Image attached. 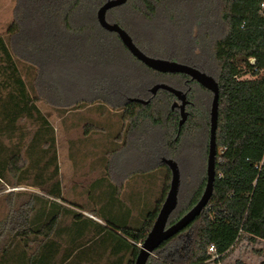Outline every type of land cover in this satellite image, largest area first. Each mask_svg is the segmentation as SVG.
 Returning a JSON list of instances; mask_svg holds the SVG:
<instances>
[{"label": "trees", "instance_id": "16d2710c", "mask_svg": "<svg viewBox=\"0 0 264 264\" xmlns=\"http://www.w3.org/2000/svg\"><path fill=\"white\" fill-rule=\"evenodd\" d=\"M105 1L19 0L14 20L8 29V33L16 37L19 57L35 64L39 71V67H43V64L36 56L37 41L46 34H51L58 39L65 37L79 27L76 21L81 17L84 18V23L87 22L88 27H98L102 34H116L102 28L98 21L97 11ZM168 1L173 4L176 2L179 6L171 8L167 0H128L112 9L110 14L116 22L131 33L137 45L152 56H156L155 52L150 51L144 42L142 43L134 36L130 31L129 23L141 22L142 26H151L163 24L166 19L173 24L176 18L183 20L182 25H177L179 28H185L182 37L177 39V42H182L179 50L181 54H176L178 52L173 49V53L168 51L167 55L184 58V63L207 72L219 82L218 155L213 196L202 213L178 234L163 242L154 252L158 257L151 255L148 261V264H178V261H172L170 256L183 249L188 252L186 257L188 264H206L213 258L209 250L212 244L216 247L218 255L214 260L219 261L226 256L243 234L252 240H264V163H262L264 161V8L262 7L264 0H218L217 7L209 6L212 5L211 0ZM35 9L41 12L38 15L41 17L39 26L37 24L33 30V37L26 38L27 33L31 34L26 26L27 20L37 18V14L33 13ZM79 9L81 12L78 11ZM138 13L141 14L140 20L132 17ZM188 22L192 24L188 26ZM51 25H53L52 29ZM47 26L49 30H46ZM193 26L199 27L198 32H193L191 29ZM103 37L106 36L103 35ZM119 41L120 53L127 52L155 74L178 76L183 87L185 78L188 77L191 80L190 96L194 106L191 108L190 117L180 127V116L171 109L172 100L176 96L168 90L160 89L153 96L147 87L145 99L151 98V101L143 104L128 101L125 91L119 89L106 97L107 102L115 105L114 101L124 99L120 107L124 111L123 118L130 122L131 130L147 121L152 124L165 122L168 128L166 146L171 149H177L185 144V138H190L193 134L199 137L205 135L208 156L212 91L185 73H163L150 68L137 59L120 38ZM170 41L166 38L164 44H170ZM202 41H205L204 45L209 48L214 65L213 74L209 73L206 67L209 53L205 54V49H201ZM167 47L164 45L165 50ZM13 55L16 53L11 51L5 38L0 35V88L4 83L3 75H7V80L15 84L17 88V93H11L8 101L0 102V190L7 184H14V186L22 184L20 178L26 170L27 163L19 152L20 148L18 151L11 150L10 155L8 154L4 144L7 127L10 126L12 130L21 114L32 117L39 112V108L30 103L34 100L30 99L25 82L18 75V67ZM194 85H198L208 96L203 95L198 101L199 99L197 100L194 95ZM137 95H140V92H137ZM157 103H160L159 107ZM42 140L46 147L55 143L53 135L47 137L38 133L32 139V145ZM49 162L55 163L52 159ZM159 168H166L163 172L166 178L164 190L155 204V209L146 214L142 225L134 228L141 232L142 243L151 230L170 188L172 178L170 168L163 160L155 167V169ZM58 173L59 166L56 164L54 175ZM8 174H11L16 182L10 183ZM206 177L207 173L187 203L181 205L179 199V205L171 214L168 225L179 220L198 202L206 185ZM48 190L51 191L48 193L50 197L33 195V199L39 198L42 202L40 208L35 206V201L32 199L30 207L20 213V218L12 228L15 230V235L3 250L4 260L0 261V264H9L11 260L25 264L26 258L31 261L32 256H27L29 251L17 249L15 242L18 238L28 242L36 233L47 237L48 229L58 222L60 214L64 211L83 216V213L55 200L57 198L64 200L60 181L56 179ZM130 247L132 259L129 264H134L140 247L136 244H130Z\"/></svg>", "mask_w": 264, "mask_h": 264}, {"label": "rangeland", "instance_id": "374dc122", "mask_svg": "<svg viewBox=\"0 0 264 264\" xmlns=\"http://www.w3.org/2000/svg\"><path fill=\"white\" fill-rule=\"evenodd\" d=\"M167 2L171 4V8L179 6L176 2ZM18 3L19 0H0V35L5 38L11 51L16 53L13 57L18 75L25 82L30 99L34 100L30 103L35 104L39 112L32 117L28 114L19 115L12 129L14 131L8 126L7 134L4 135L8 154L10 155L11 150L18 151L20 148L19 152L27 163L20 178L23 183L6 185L0 190V255L1 249L15 235V230L12 229L14 223L20 218V213L30 207L33 195L50 197L48 193L51 191L48 189L56 179L61 183L64 200L91 212H100V208H97L98 199L100 204L110 197L117 199L115 195L107 193L105 186H99L98 192L95 181L81 185L73 176L80 174L81 170L84 174L99 170V176L110 181L108 170L111 174L117 172L118 177L122 172L140 170L135 177L141 178L145 174L144 169L153 168L150 171L151 187L146 195L148 200L141 204L147 214L149 210L155 209L165 185L163 172L166 168L155 167L160 165L163 157L174 158L181 171L180 204L187 203L207 173L206 136L204 138L193 134L190 138H185V144L171 149L166 146L168 128L165 122L152 124L147 121L131 130L130 122L123 118L124 111L120 107L124 99L114 101L115 105L106 100V97L119 89L124 90L127 97L136 96L140 92L137 96L145 98L146 88L156 83L183 88L178 76L157 75L127 52L120 53V41L115 35L102 34L98 27H88L83 17L76 21L79 27L65 37L58 39L46 34L37 41L36 56L43 64L38 71L35 64L19 57L16 37L8 33ZM211 3L209 6L217 7L218 0H211ZM78 11L81 12L80 9ZM33 13L37 14V18L27 20L26 26L31 34L27 33L26 38L33 37V30L37 24L39 26L41 17L38 15L41 12L35 9ZM132 17L140 20L141 14ZM173 22L176 25L169 22V19L163 24L151 26L131 22L129 27L139 41L155 52L154 55L183 62L184 58L167 55L168 51L173 53V49L179 54L182 47V42H177V39L182 37L185 28L177 25H182L183 20L176 18ZM190 24L192 23L188 22V26ZM191 29L196 33L199 27L193 26ZM46 30H49V26ZM166 38L171 40L168 47L167 43L164 44ZM202 43L201 49H205V54L209 53V48L204 45L205 41ZM199 51L200 49L198 53ZM206 65L208 72L213 74L214 65L210 53ZM2 80L4 83L0 88V102H5L11 97V93H17V88L7 80V75H3ZM194 91L198 101L203 95L208 96L198 85H194ZM211 100L212 95L210 102ZM159 104L157 103V107ZM38 133L47 137L53 135L55 143L46 147L42 140L32 145V139ZM51 159L55 163L49 162ZM56 164L59 166V173L55 176ZM8 180L10 183L16 182L11 174H8ZM78 191L83 194V200L77 198ZM122 199L125 200L124 203L130 202L127 200L128 195ZM33 200L35 206L40 208V199ZM17 241L23 242L20 238ZM187 253L182 249L173 253L170 258L178 261V264H188ZM153 256L158 257L157 253ZM206 264H264V240H252L243 234L226 256L219 261L212 258Z\"/></svg>", "mask_w": 264, "mask_h": 264}, {"label": "crops", "instance_id": "0c3cea01", "mask_svg": "<svg viewBox=\"0 0 264 264\" xmlns=\"http://www.w3.org/2000/svg\"><path fill=\"white\" fill-rule=\"evenodd\" d=\"M138 171L140 170L122 172L118 177L117 172L111 174L108 170L110 181L104 179V176L100 177L99 170L87 174L81 170L80 174H74L81 185L95 181L98 192L99 186H105L107 193L110 196L115 195L117 199L110 197L101 204L98 199V213L83 209L67 200L55 199L64 206L83 213V216L64 211L60 214L58 222L48 229L47 237L36 233L28 242L16 241L14 245L17 249H27V256H32L31 261L26 258L25 264H129L132 259L130 244L139 246L142 241L141 232L134 228L142 225L146 219L144 206L141 204L148 200L146 195L151 187L152 168L144 169L145 174L141 178L135 177ZM93 174L95 176H91ZM126 195L129 197L128 203H124L125 200L122 199ZM77 198L84 199L79 191ZM8 245L9 243L1 249V262L4 260L3 250ZM9 264L19 263L11 260Z\"/></svg>", "mask_w": 264, "mask_h": 264}, {"label": "water", "instance_id": "95a60500", "mask_svg": "<svg viewBox=\"0 0 264 264\" xmlns=\"http://www.w3.org/2000/svg\"><path fill=\"white\" fill-rule=\"evenodd\" d=\"M128 0H106L97 11V18L102 27L109 31L116 32L129 51L144 64L150 68L163 73H185L193 80L212 91L213 99L210 109V138L209 151L207 156V177L206 185L198 202L187 211L175 223L168 225L171 214L179 205V191L181 184V171L179 163L174 158L163 157L172 172L170 188L166 198L160 208V211L154 221V224L140 246V252L135 259L134 264H148L149 258L154 254L155 250L161 246L163 242L178 234L193 222L197 216L207 207L214 193V185L216 180V163L218 155L217 130L220 108V85L217 79L201 69L177 60L152 56L144 52L134 41L131 34L123 28L119 23H110L106 14L110 8L120 6ZM160 89L172 92L177 100L172 105L180 109V127L187 121L189 113L186 110L187 104L190 102L188 93L176 88L168 83H156L150 91L152 95H156ZM131 101L148 104L151 98L145 99L141 97H130Z\"/></svg>", "mask_w": 264, "mask_h": 264}, {"label": "flooded vegetation", "instance_id": "af4514ba", "mask_svg": "<svg viewBox=\"0 0 264 264\" xmlns=\"http://www.w3.org/2000/svg\"><path fill=\"white\" fill-rule=\"evenodd\" d=\"M100 8V7H99ZM112 9H115V7H113V8H110L108 11H107V14H106V18H107V20L110 22V23H118V22H116L112 17H111V14H110V11L112 10ZM101 25V24H100ZM102 28H104V27H102ZM105 29V28H104ZM105 30H107V29H105ZM127 30V29H126ZM107 31H109V30H107ZM128 31V30H127ZM110 32V31H109ZM129 32V31H128ZM130 33V32H129ZM131 34V33H130ZM114 35H116V37L118 38L119 37V35L116 33V34H114ZM120 38V37H119ZM118 38V39H119ZM135 41V40H134ZM136 43V42H135ZM124 44V43H123ZM137 44V43H136ZM125 45V44H124ZM185 84H184V87L183 88H179V89H181V90H183V91H186L187 93H188V99L190 100V102L187 104V106H186V110L188 111V113H189V116H188V118L190 117V115H191V112H192V110H191V108L194 106V101L192 100V98H191V96H190V93H191V91H192V86L190 85V83H191V80L188 78V77H186L185 78V82H184ZM149 91H150V88H149ZM159 92V91H158ZM157 92V93H158ZM150 93H151V91H150ZM132 97V96H131ZM134 97H139V96H134ZM142 98V97H141ZM127 99H128V101H131L130 100V96H128L127 97ZM213 99V98H212ZM177 100V98H175V99H173L172 100V104H171V109L172 110H174L175 112H177V114H179V116H180V109H179V107L178 106H176L175 108H173L172 107V105L174 104V102ZM180 118H181V116H180ZM188 120V119H187Z\"/></svg>", "mask_w": 264, "mask_h": 264}, {"label": "built area", "instance_id": "2783aa9c", "mask_svg": "<svg viewBox=\"0 0 264 264\" xmlns=\"http://www.w3.org/2000/svg\"><path fill=\"white\" fill-rule=\"evenodd\" d=\"M262 7L264 8V3L262 4ZM264 163V161L262 162ZM142 242L139 243V246H141ZM210 253L213 254V258L217 257L218 255L216 254V247L212 244L209 248Z\"/></svg>", "mask_w": 264, "mask_h": 264}]
</instances>
